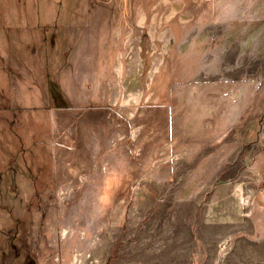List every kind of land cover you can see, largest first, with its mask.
<instances>
[{
	"label": "rangeland",
	"instance_id": "obj_1",
	"mask_svg": "<svg viewBox=\"0 0 264 264\" xmlns=\"http://www.w3.org/2000/svg\"><path fill=\"white\" fill-rule=\"evenodd\" d=\"M263 12L0 0V264H264Z\"/></svg>",
	"mask_w": 264,
	"mask_h": 264
},
{
	"label": "trees",
	"instance_id": "obj_2",
	"mask_svg": "<svg viewBox=\"0 0 264 264\" xmlns=\"http://www.w3.org/2000/svg\"><path fill=\"white\" fill-rule=\"evenodd\" d=\"M74 108H77V109H78V108H79V109L82 108V110H85V109H87V108H89V109H91V110H98V109H100V110H104L105 108H106V109H107V108L113 109L111 105H101V104H98V103L93 104V105H90V106L78 105L77 107L74 106Z\"/></svg>",
	"mask_w": 264,
	"mask_h": 264
},
{
	"label": "crops",
	"instance_id": "obj_3",
	"mask_svg": "<svg viewBox=\"0 0 264 264\" xmlns=\"http://www.w3.org/2000/svg\"><path fill=\"white\" fill-rule=\"evenodd\" d=\"M262 14L264 15V12Z\"/></svg>",
	"mask_w": 264,
	"mask_h": 264
}]
</instances>
